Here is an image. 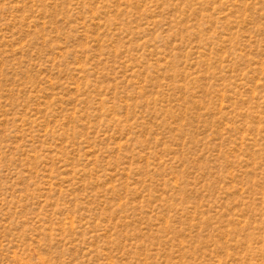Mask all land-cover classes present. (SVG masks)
<instances>
[{
  "label": "rangeland",
  "instance_id": "rangeland-1",
  "mask_svg": "<svg viewBox=\"0 0 264 264\" xmlns=\"http://www.w3.org/2000/svg\"><path fill=\"white\" fill-rule=\"evenodd\" d=\"M0 264H264V0H0Z\"/></svg>",
  "mask_w": 264,
  "mask_h": 264
}]
</instances>
